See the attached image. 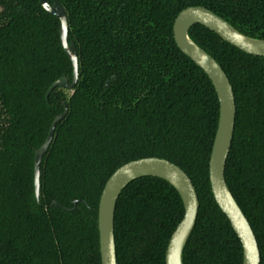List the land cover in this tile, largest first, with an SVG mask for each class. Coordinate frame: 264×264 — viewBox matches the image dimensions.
I'll return each instance as SVG.
<instances>
[{"label": "trees", "instance_id": "1", "mask_svg": "<svg viewBox=\"0 0 264 264\" xmlns=\"http://www.w3.org/2000/svg\"><path fill=\"white\" fill-rule=\"evenodd\" d=\"M67 15L79 76L74 91L59 20L39 0H0V264H100L97 209L123 164L165 159L190 178L199 200L182 264H241L242 247L215 203L208 163L219 114L205 73L176 46L172 24L203 6L241 34L264 39V0H47ZM189 38L225 72L234 93L226 184L248 220L264 264V57L246 54L206 28ZM53 140L34 194V153L54 117ZM74 209L71 212L56 208ZM76 202V204H74ZM180 196L153 177L128 184L114 213L117 264H165L181 221Z\"/></svg>", "mask_w": 264, "mask_h": 264}, {"label": "water", "instance_id": "2", "mask_svg": "<svg viewBox=\"0 0 264 264\" xmlns=\"http://www.w3.org/2000/svg\"><path fill=\"white\" fill-rule=\"evenodd\" d=\"M39 3L47 13L59 20L60 42L72 66L71 82L67 78H59L50 86L46 95L48 96L54 88L72 91L78 79V58L74 43L68 42L66 14L62 7L56 3L50 5L47 0H39ZM196 24L202 25L231 46L252 56L264 57V40L253 39L241 34L222 18L201 6H191L181 10L173 22V39L176 46L207 75L218 100V123L208 163L209 183L213 199L240 241L241 264H260L259 248L253 230L233 198L224 176L225 164L234 133L236 114L234 93L229 79L220 65L189 38V29ZM66 111L67 107L64 104L63 113L53 119L43 144L34 154V194L37 200L40 196L41 161L52 142L55 128L65 116ZM147 177L167 182L180 196L184 214L168 241L165 264H182V252L196 223L199 200L187 174L177 165L156 157L129 161L117 168L106 180L97 209L100 264H117L114 213L121 192L133 181ZM53 205L65 212H71L75 207L67 209L56 202Z\"/></svg>", "mask_w": 264, "mask_h": 264}, {"label": "flooded vegetation", "instance_id": "3", "mask_svg": "<svg viewBox=\"0 0 264 264\" xmlns=\"http://www.w3.org/2000/svg\"><path fill=\"white\" fill-rule=\"evenodd\" d=\"M191 1H194V2H195V1H197V0H191ZM48 4H49V3H48ZM53 4H54V3H53ZM56 4H57V3H56ZM50 5H52V4H50ZM58 5H59V4H58ZM191 6H200V5H189V6H187V7H191ZM187 7H185V8H187ZM201 7H203V6H201ZM185 8H184V9H185ZM204 8H205V7H204ZM62 9H63V8H62ZM206 9H207V8H206ZM43 10H44V9H43ZM63 10H64V9H63ZM182 10H183V9H182ZM208 10H209V9H208ZM44 11H45V10H44ZM210 11H211V10H210ZM45 12H46V11H45ZM64 12H65V11H64ZM211 12H212V11H211ZM213 13H214V12H213ZM48 14H49V13H48ZM65 14H66V12H65ZM214 14H215V13H214ZM50 15H51V14H50ZM177 15H178V14H177ZM216 15H217V14H216ZM52 16H53V15H52ZM217 16H219V15H217ZM54 17H55V16H54ZM66 17H67V15H66ZM219 17H220V16H219ZM220 18H222V17H220ZM222 19H223V18H222ZM223 20H224V19H223ZM224 21H225V20H224ZM173 22H174V21H173ZM227 23H228V22H227ZM67 24H68V23H67ZM228 24H229V23H228ZM196 25H199V24H196ZM193 26H195V25H193ZM193 26H192V27H193ZM200 26H202V25H200ZM192 27H191V28H192ZM202 27H203V26H202ZM191 28H190V29H191ZM204 28H205V27H204ZM59 29H60V28H59ZM190 29H189V30H190ZM207 30H208V29H207ZM235 30H236V29H235ZM188 32H189V31H188ZM210 32H211V31H210ZM212 33H214V32H212ZM172 34H173V24H172ZM214 34H215V33H214ZM217 36H218V35H217ZM59 37H60V35H59ZM218 37H219V36H218ZM219 38H220V37H219ZM221 40H222V39H221ZM258 40H264V39H258ZM68 42L70 43V42H72V41H69V40H68ZM224 42H225V41H224ZM60 43H61V42H60ZM73 43H74V42H73ZM226 43H227V42H226ZM74 45H75V44H74ZM61 46H62V45H61ZM75 47H76V46H75ZM62 48H63V47H62ZM63 50H64V49H63ZM76 51H77V49H76ZM64 52H65V51H64ZM66 55H67V54H66ZM256 57H259V56H256ZM77 58H78V55H77ZM69 60H70V59H69ZM192 62H193V61H192ZM70 63H71V62H70ZM193 63H194V62H193ZM194 64H195V63H194ZM195 65H196V64H195ZM196 66H197V65H196ZM71 67H72V66H71ZM205 75H206V74H205ZM78 76H79V64H78ZM206 76H207V75H206ZM60 78H63V77H60ZM64 78H67V77H64ZM71 78H72V74H71ZM71 78H70V79L67 78L69 82H71ZM58 79H59V78H58ZM58 79H57V80H58ZM77 81H78V79H77ZM54 82H55V81H54ZM54 82H53V83H54ZM53 83H52V84H53ZM52 84H51V85H52ZM76 84H77V83H76ZM75 87H76V86H75ZM75 87H74V88H75ZM49 88H50V87H49ZM54 89H55V88H54ZM54 89H53V90H54ZM62 89H64V88H62ZM48 90H49V89H48ZM53 90H52V91H53ZM64 90L67 91L68 93H71V94H72V92L74 91V89H73L72 91H70V90H66V89H64ZM52 91H51V92H52ZM47 92H48V91H47ZM47 92H46V94H47ZM51 92H50V93H51ZM50 93H49V94H50ZM49 94H48V96H49ZM48 96L46 95L45 97L47 98ZM64 104H65V103H64ZM64 104H63V111H64ZM65 105H66V104H65ZM66 107H67V105H66ZM61 113H63V112H61ZM61 113H60V114H61ZM66 113H67V111H66ZM65 115H66V114H65ZM56 116H57V115H56ZM56 116H55V117H56ZM55 117H54V118H55ZM63 118H64V117H63ZM52 121H53V120H52ZM51 123H52V122H51ZM50 125H51V124H50ZM49 128H50V127H49ZM55 129H56V128H55ZM54 132H55V131H54ZM47 133H48V132H47ZM46 136H47V135H46ZM53 137H54V136H53ZM52 140H53V139H52ZM42 144H43V143H42ZM35 151H36V150H35ZM47 151H48V150H47ZM34 154H35V153H34ZM45 154H46V153H45ZM43 157H44V156H43ZM42 159H43V158H42ZM41 162H42V161H41ZM35 198H36V197H35Z\"/></svg>", "mask_w": 264, "mask_h": 264}]
</instances>
